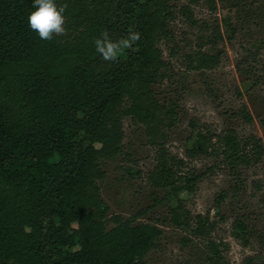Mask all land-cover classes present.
<instances>
[{
	"label": "trees",
	"instance_id": "trees-1",
	"mask_svg": "<svg viewBox=\"0 0 264 264\" xmlns=\"http://www.w3.org/2000/svg\"><path fill=\"white\" fill-rule=\"evenodd\" d=\"M56 3L65 7L66 30L41 40L27 23L32 0H0V264H145L159 227L139 222L142 213L126 220L110 217L98 185L105 175L100 161L123 152L127 118L143 127L155 150L149 185L176 201L169 223L205 242L209 264H231L228 245L210 238L215 222L208 214L192 216L179 197L195 191L199 175L166 148L178 115L172 104L158 100L153 87L166 78L159 44L171 37L169 0ZM180 13L195 25L189 5ZM105 31L113 40L133 31L140 39L116 60L105 61L94 47ZM221 38L216 28L206 44L215 46ZM203 46L186 56L187 69L219 66L220 58L202 52ZM260 50L264 40L245 60L254 61ZM262 82L264 66L253 84ZM239 116L252 121L245 107ZM188 126L193 141L185 158L219 160L237 181L264 156L254 136L216 134L194 120ZM252 184L261 189L258 181ZM230 191L235 194L234 186L217 195L215 205ZM232 227L236 233L245 229L239 221ZM241 264L257 263L249 256Z\"/></svg>",
	"mask_w": 264,
	"mask_h": 264
},
{
	"label": "rangeland",
	"instance_id": "rangeland-1",
	"mask_svg": "<svg viewBox=\"0 0 264 264\" xmlns=\"http://www.w3.org/2000/svg\"><path fill=\"white\" fill-rule=\"evenodd\" d=\"M169 5L173 11L168 24L171 37L159 44L166 78L153 91L162 104H172L178 115L177 124L167 131L166 148L183 158L187 169L200 178L192 194L179 197L192 216L208 214L215 222L210 238L228 245L226 257L231 264H241L249 256L264 264V156L257 166L241 173V181L219 160L185 158L193 141L190 120L216 134L232 130L239 138L254 136L264 146V82L253 84L262 77L264 52L260 50L254 61L245 60L248 51L254 53L258 42L264 40V0H214V4L209 0L193 4L169 0ZM185 5H189L195 25L180 13ZM216 28L221 40L215 46L206 44ZM200 43L202 52L220 58L217 68L200 72L186 68V56L196 53ZM243 107L251 123L239 116ZM123 124V152L99 163L105 175L98 185L110 217L119 215L126 220L142 213L139 222L159 227L161 235L145 264H209L205 242L169 223L175 199L168 198L166 191L153 189L147 181L155 150L147 144L143 127L129 118ZM253 181L259 182L260 190H254ZM233 186L235 194L230 191L216 206L217 195ZM235 221L244 231L234 232ZM236 234H241L240 238Z\"/></svg>",
	"mask_w": 264,
	"mask_h": 264
},
{
	"label": "clouds",
	"instance_id": "clouds-1",
	"mask_svg": "<svg viewBox=\"0 0 264 264\" xmlns=\"http://www.w3.org/2000/svg\"><path fill=\"white\" fill-rule=\"evenodd\" d=\"M32 9L27 17L30 29L34 30L41 40H51L54 35L65 32V7L58 6L56 0H32ZM140 39L138 32H129L117 40L110 38L105 31L94 40V47L101 59L114 61Z\"/></svg>",
	"mask_w": 264,
	"mask_h": 264
}]
</instances>
